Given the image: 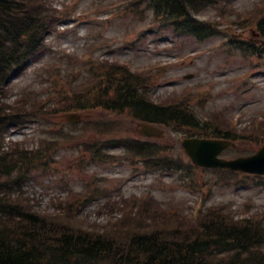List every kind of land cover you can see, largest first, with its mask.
I'll return each mask as SVG.
<instances>
[{
    "label": "rangeland",
    "instance_id": "374dc122",
    "mask_svg": "<svg viewBox=\"0 0 264 264\" xmlns=\"http://www.w3.org/2000/svg\"><path fill=\"white\" fill-rule=\"evenodd\" d=\"M156 1L34 0L48 28L42 47L0 85L1 105L25 110L23 125L7 127L6 145L42 156L24 173L22 194L32 209L69 214L74 227L101 232L152 229L151 218L170 215L172 224L198 228L217 211L264 224V175L197 166L181 144L189 129L139 122L96 96L109 75L115 83L139 76L151 102L181 103L237 133L223 157L256 153L264 145L256 135L264 131V0H183L213 34L206 39L158 15ZM86 98L88 109L70 107ZM143 125L162 136H145Z\"/></svg>",
    "mask_w": 264,
    "mask_h": 264
},
{
    "label": "trees",
    "instance_id": "16d2710c",
    "mask_svg": "<svg viewBox=\"0 0 264 264\" xmlns=\"http://www.w3.org/2000/svg\"><path fill=\"white\" fill-rule=\"evenodd\" d=\"M182 1L158 0L156 7L183 20V30L200 38L209 36L211 32ZM45 21L34 0H0V85L42 47L48 31ZM258 27L264 30V16ZM106 79L109 87H102L96 96L98 102L107 99L102 102L107 108H129L139 121L184 126L187 132L199 131L200 137H240L219 125L201 122L190 108L149 101L139 77L123 74L116 83L110 75ZM92 100H79L70 107L87 109ZM20 111L0 103V264H264V224L259 219H234L217 211L205 216L198 228L155 220L152 229L149 223L138 231H133L134 226H118L101 232L74 227L69 214L30 208L21 191L22 179L29 165L37 167L42 156L39 150L20 148L19 143L8 147L5 142L7 127L24 123ZM256 135H264V131L259 129ZM147 146L153 149L149 143ZM115 229L119 233L114 234Z\"/></svg>",
    "mask_w": 264,
    "mask_h": 264
},
{
    "label": "water",
    "instance_id": "95a60500",
    "mask_svg": "<svg viewBox=\"0 0 264 264\" xmlns=\"http://www.w3.org/2000/svg\"><path fill=\"white\" fill-rule=\"evenodd\" d=\"M146 128L154 130V128H149L147 126ZM146 135L159 136V133L151 134L147 131ZM232 144L231 141L221 139L188 138L183 141V145L189 156L198 165L206 167H225L232 170H244L257 174H264V146L256 154L248 157H239L234 160L220 158V153Z\"/></svg>",
    "mask_w": 264,
    "mask_h": 264
}]
</instances>
